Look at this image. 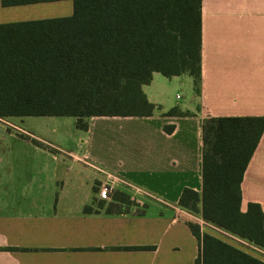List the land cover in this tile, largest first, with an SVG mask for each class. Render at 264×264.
Instances as JSON below:
<instances>
[{"label": "crops", "instance_id": "crops-1", "mask_svg": "<svg viewBox=\"0 0 264 264\" xmlns=\"http://www.w3.org/2000/svg\"><path fill=\"white\" fill-rule=\"evenodd\" d=\"M11 3L0 0V25L73 12L72 0ZM200 33L197 90L187 74L152 73L141 88L149 117H90L86 130L66 116L0 123V264H194L188 225L218 229L177 204L184 189L202 191L205 119L264 118V0H201ZM107 175L134 187L115 191L128 204L95 208ZM240 190V211L258 204L264 226V130Z\"/></svg>", "mask_w": 264, "mask_h": 264}, {"label": "trees", "instance_id": "trees-1", "mask_svg": "<svg viewBox=\"0 0 264 264\" xmlns=\"http://www.w3.org/2000/svg\"><path fill=\"white\" fill-rule=\"evenodd\" d=\"M11 1L23 5L44 0H3V4ZM72 3L69 17L0 25V118L66 116L86 130L90 117L151 116L154 106L141 88L152 73L166 78L187 74L197 90L201 0ZM184 114L171 109L165 116ZM172 129L164 131L169 134ZM263 130V117L205 119L202 191L184 189L177 206L264 251L260 206L249 203L245 212L240 211L241 182ZM112 198L129 203L119 192ZM104 205L94 200L95 208ZM188 228L198 242L194 264H264L202 233L198 225Z\"/></svg>", "mask_w": 264, "mask_h": 264}, {"label": "built area", "instance_id": "built-area-1", "mask_svg": "<svg viewBox=\"0 0 264 264\" xmlns=\"http://www.w3.org/2000/svg\"><path fill=\"white\" fill-rule=\"evenodd\" d=\"M0 123L3 124V125H6L7 127L16 129V127L11 125L6 119L0 118ZM118 186H125L128 189L135 190L132 185L126 183L122 179L114 177L112 175H107L106 181L103 183V185H101L98 188V190L96 192L98 200L104 201V202H110L112 200L113 194L115 193V191H116ZM230 237L232 238L231 235H230ZM234 239L239 241L240 243L248 246L249 248L257 251L259 254L264 256V251L258 250L257 248H254L253 246L249 245L248 243H246V242H244L242 240H239L237 238H234Z\"/></svg>", "mask_w": 264, "mask_h": 264}, {"label": "rangeland", "instance_id": "rangeland-1", "mask_svg": "<svg viewBox=\"0 0 264 264\" xmlns=\"http://www.w3.org/2000/svg\"><path fill=\"white\" fill-rule=\"evenodd\" d=\"M185 77H188V76L185 75ZM187 79H190V78L188 77ZM189 81H191V80H189ZM176 94L179 95V98H181V100L185 99V97L187 96V92H186V89L184 87V84H182V86L179 87V89L176 91ZM96 197H97V195H96ZM97 201H99V200H97ZM118 209H119V206L117 207V210ZM208 232H209L210 235H212V236H214V237H216V238H218L220 240H223V241L227 242L228 244H230V245H232V246H234L236 248H239V249H241V250L253 255L254 257L264 261V256L263 255L259 254L257 251H255V250L249 248L248 246L240 243L239 241L235 240L234 239L235 237L233 238V236H232V238H231L229 234H227L225 232H222L220 230H218V231L214 230L213 228L210 231L208 230ZM254 248H256V247H254ZM257 249L261 250L259 248H257ZM261 251H263V250H261Z\"/></svg>", "mask_w": 264, "mask_h": 264}]
</instances>
